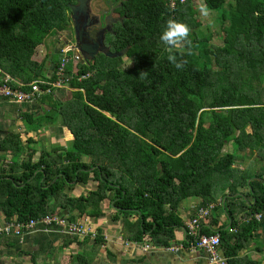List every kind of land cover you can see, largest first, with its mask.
Here are the masks:
<instances>
[{
  "label": "trees",
  "instance_id": "obj_1",
  "mask_svg": "<svg viewBox=\"0 0 264 264\" xmlns=\"http://www.w3.org/2000/svg\"><path fill=\"white\" fill-rule=\"evenodd\" d=\"M119 1L124 22L107 41L114 52L128 53L82 61L76 68L69 64L63 77L70 79L71 97L62 101L53 89L41 99L51 109L32 117L34 125L40 129L62 120L73 138L71 148L56 147L36 159L37 150L19 137L12 145L11 138L5 140L2 150L17 158L10 166L13 174L0 173V215L5 222L56 214L77 222L84 215L103 217L102 205L110 201L113 220L123 216L125 239L168 248L178 244L175 233L184 227L180 204L199 198L205 208L222 206L233 220L230 230L207 228L202 234H219L228 264H234L232 257L258 226L256 215L264 214V173L254 180L249 166L235 167L248 155L257 156L253 165L264 170V102H245L242 96L245 89L264 88V0H205L207 11L219 14L221 46L211 44L213 33L200 35L192 0L174 11L163 0ZM75 2L0 0V69L25 85L46 81L51 85L42 88L52 87L62 55L51 56L50 75L49 61L33 58L49 36L73 29L68 5ZM169 19L189 26L190 44H162ZM125 58L132 62L127 71ZM260 95L264 100V92ZM92 181L97 187L85 196L66 192ZM240 187L250 189L253 202L236 196ZM215 219L212 214L205 221L213 226ZM192 242L188 237L185 247ZM102 243L97 237L93 246ZM91 252L72 253L67 264H92ZM32 264L38 261L33 258ZM241 264L259 263L243 258Z\"/></svg>",
  "mask_w": 264,
  "mask_h": 264
},
{
  "label": "crops",
  "instance_id": "obj_2",
  "mask_svg": "<svg viewBox=\"0 0 264 264\" xmlns=\"http://www.w3.org/2000/svg\"><path fill=\"white\" fill-rule=\"evenodd\" d=\"M192 4L197 11L196 19L202 23L201 30L203 28L206 30L207 25L214 27V22L215 20L217 21V18H213L210 23H204V17H213L212 12L210 11H207V15H204L200 11L202 6L204 8L206 6L205 0H192ZM218 26L215 27L217 28V31H220L218 30ZM57 51L58 49L55 50V55H58ZM48 54L49 53L45 51V53L40 55L39 59H36L35 53L33 59L38 63L47 60L49 61L51 57ZM52 64L53 63L49 61L48 75L54 72V65ZM5 76H7V74L0 69V84ZM16 82L21 83L20 81ZM65 90L69 91L66 88L62 89V92L57 91V96L61 98L60 95L64 93ZM71 91H73V89ZM44 96L46 95H43L34 102L24 104L0 99V173L5 171L4 173L6 174H13V172H9L10 166L13 165L17 158L11 150L7 152L2 150L3 144L7 142L5 141L6 139L11 138L8 140V144L12 145L14 143L13 137H19L25 146H30L37 150V153L34 156L36 159L41 156L42 152H51L52 149L58 147V144H60L58 148L66 149V147H62V144L65 141L69 142V139L72 136L66 127L61 128L64 126L62 120H59L52 126L44 125L40 129L39 126L34 125L33 123L32 117L40 116L41 118L46 111L51 109L49 101H41ZM50 144H54L52 148L50 147ZM29 153L24 154L22 158L25 160L28 159L30 155ZM256 157L257 156L247 157L249 159V172L250 175L253 176L251 179L254 180L258 179L256 176L257 174L260 172L264 173L262 167L259 165H253L255 163L254 161L257 160ZM249 163L252 164L249 165ZM246 166L247 164L242 163L241 160L237 162L235 167L244 169ZM15 173H18V170ZM251 179L248 183L251 182ZM262 180L264 181V174L262 175ZM238 190L239 193L236 196H241L242 194L243 198L249 201V203L253 202V193L249 188H243L241 190L240 187ZM110 206V201L104 202L102 205L104 216L101 218H95L92 221L93 228L96 229L98 237L102 238L104 241V244H99L96 249L93 246L95 242L90 241L88 244L89 247H86V241L79 239L67 247L66 245L68 241L72 238L64 236L57 231L51 234H46L41 231L28 232L20 238L0 237V264H32L33 258L38 261V264H67V258L69 256L71 257L72 252L73 254H83L87 248H89V252L92 251L90 258L94 257L92 258V264H210L209 255L204 250L192 249V243L186 247L184 244L185 240L188 238L186 229L187 223L194 219L202 208H205L202 199L190 198L182 202L179 206L178 214L184 225V227L179 228L175 233L176 242L178 243L175 246L183 245L184 247L179 254L171 253L163 248H158L156 251L152 252H144L142 248V245L145 244L144 242H134L136 244L135 246H127L129 242L133 241H129L123 236V216L118 217V220H113L109 214L111 213ZM214 211L211 215L213 214L216 217V224L211 226L209 221H202L200 225L201 234L206 231L207 228L213 232H220L221 230L227 231L232 228L233 220L228 214H226V211L222 206H218ZM4 218V215L1 214L0 224L5 222ZM130 218L133 223H136L138 217L133 215ZM237 220L238 222L241 221V214L236 217V221ZM189 241L191 242V240ZM231 245L236 247L234 241L231 242ZM90 247L92 249H90ZM74 250L76 251L74 252ZM220 251L224 257L230 260L225 255L224 248L220 247ZM232 258V261H235L234 264H241V259L243 258H249L255 263L264 264V219L258 222L257 228L253 230L252 236L245 247L242 250L240 249L238 254Z\"/></svg>",
  "mask_w": 264,
  "mask_h": 264
},
{
  "label": "built area",
  "instance_id": "obj_3",
  "mask_svg": "<svg viewBox=\"0 0 264 264\" xmlns=\"http://www.w3.org/2000/svg\"><path fill=\"white\" fill-rule=\"evenodd\" d=\"M168 2L171 10H175L178 5L184 4L187 0H165ZM75 45L65 47L62 54V62L57 71L58 80L52 84L50 88H42V85L51 84L45 81H36L33 84L25 85L22 83H17L10 76H5L0 84V99H6L13 103L24 104L36 101L43 95L52 94L53 89H68L72 88L69 85V79H63L64 72L69 64L73 67H77L81 62L82 58L80 54L76 53L74 50ZM77 71H74V75ZM85 78V77H83ZM74 79V77L72 78ZM79 79V78H78ZM71 88V89H70ZM216 208V205H210L207 208H202L197 216L187 223L186 229L188 237L193 240L191 248L204 250L209 255L210 264H228V259L220 251L221 237L219 234L213 236H207L201 234L200 225L202 221H205L211 216L212 211ZM264 219V214L256 215V220L262 221ZM87 224V225H86ZM44 232L46 234H51L55 231L68 237H82L90 236L93 240H96L98 233L96 229L93 228V224L83 222H71L67 218H61L57 216H46L40 219H32L29 222L20 223L14 220L13 222H4L0 224V237H14L20 238L25 233L30 232ZM134 242H129L127 246H135ZM144 252H152L158 249L153 244L145 243L142 245ZM183 245L181 246H170L168 248H163L164 250L170 251L174 254H179L183 250Z\"/></svg>",
  "mask_w": 264,
  "mask_h": 264
},
{
  "label": "rangeland",
  "instance_id": "obj_4",
  "mask_svg": "<svg viewBox=\"0 0 264 264\" xmlns=\"http://www.w3.org/2000/svg\"><path fill=\"white\" fill-rule=\"evenodd\" d=\"M163 1H165V0H163ZM167 2V1H166ZM227 2H229V0H227ZM212 18L210 17V18H206V17H204L205 19H203L204 20V23H210L211 22V20L214 18V19H216L218 16H219V14L218 13H216V12H212ZM219 25V21H216L215 20V22H214V27H211V26H209V25H207V29L205 30V28H203L200 32H201V34L200 35H202L204 38H206V37H209V36H211V34L213 33L214 34V37L213 36H211L210 37V39H211V44H213V45H219V46H221L222 45V38L220 37L221 35L223 36V33H218L217 32V28L215 27V26H218ZM71 32H73L72 30H71ZM72 35L70 34V32H68V31H63V32H58L57 34H55V35H52V36H49L46 40H45V42H44V44L43 45H41L39 48H37V51H35V53H36V56H35V58L36 59H39L40 58V55L41 54H43V53H45V51L46 52H48L49 54V56L51 57L53 54H55V50L56 49H58V51H57V53H60L61 54V52H62V50L65 48V47H67V46H71V45H75L74 46V50H75V52L76 53H78V54H80V56H81V58H82V60H81V62L80 63H82V61H85L84 59H83V57H82V55H81V53L79 52V50L77 49V43L75 42V40L74 39H72ZM44 46V47H43ZM62 55V54H61ZM93 62V61H92ZM79 63V64H80ZM53 65V64H52ZM54 67V66H53ZM132 67V62L130 61V60H127L126 58H125V62H124V65L122 66V70H124V71H127L128 69H130ZM217 70H220L219 68L217 69ZM221 71V70H220ZM63 79H65L64 77H63ZM70 80V79H69ZM257 82V81H256ZM226 83V82H225ZM262 84H263V86H264V80H263V82H262ZM225 85V84H224ZM71 89V88H70ZM261 90H259V89H253L252 91H250V92H248L249 91V89H245L246 90V92H242V96H243V100L245 101V102H248V101H250V99H252V100H255V101H263L264 102V100L261 98V99H259L260 98V92L262 91V92H264V88H260ZM58 90V89H57ZM72 90V89H71ZM71 90H69V91H67V90H65V92L64 93H62L61 95H60V99L62 100V101H65L66 99H68V98H70L71 97V95H72V92L74 91H71ZM58 91H60V92H62L61 90H58ZM61 128H64V126H62ZM69 134V133H68ZM70 141L68 142V141H65L63 144H62V147H66V148H71L72 147V140H73V138L71 137L70 139H69ZM53 145L54 144H50V147L52 148L53 147ZM56 146V145H55ZM60 146V144H58V147ZM48 148H50L49 146H47ZM247 157H248V155H247ZM247 157H245V156H243L242 157V163H246L247 164V166H248V158ZM87 160V159H86ZM255 162V161H254ZM253 163V162H252ZM252 163H249V165L250 164H252ZM258 165H260V164H258ZM97 187V182H90L87 186H81V185H77V186H75L74 188H73V190H68L67 189V193H69V196H72V197H74V198H79L80 196H85V195H87V194H89L91 191H94L95 190V188ZM222 204V203H221ZM112 208V206H110V209ZM215 210V209H214ZM213 210V211H214ZM109 211V210H108ZM107 211V212H108ZM111 211V213H109L110 215H111V217H113V211L112 210H110ZM212 211V212H213ZM113 212V213H112ZM55 216H57V217H61V218H67L68 219V217H62L61 215H59V214H56ZM93 219H95V218H92V217H90V216H88V215H84V216H82V217H80L79 218V223H83L84 221L85 222H87V223H91L92 221H93ZM87 225V224H86ZM74 238V237H73ZM87 239H89V242L91 241V242H95V240H93L90 236H87V235H85V236H82V237H79V240H87ZM76 250H74V252H75ZM73 253V252H72ZM71 253V254H72Z\"/></svg>",
  "mask_w": 264,
  "mask_h": 264
},
{
  "label": "flooded vegetation",
  "instance_id": "obj_5",
  "mask_svg": "<svg viewBox=\"0 0 264 264\" xmlns=\"http://www.w3.org/2000/svg\"><path fill=\"white\" fill-rule=\"evenodd\" d=\"M166 3L168 4V2ZM78 5H79V0H76L74 4L68 5L70 9L69 15L71 17V23L73 27L72 29L73 32H71V30H69L68 32H70V34L73 36L72 39L74 40H75V32H74V24L72 18L73 11L71 9V6H78ZM121 8H122V3L119 0H90V2L87 5L89 19L83 25L84 30L82 32L81 43L85 46H92L99 48V41L102 37L101 33H105V47H107L111 51V53L118 54L126 50L129 51V49H126V50H122V51L120 50L118 52H114L113 49L108 45V41H107L108 35L114 34V28L119 24H123L124 22V17H122L120 13ZM108 25L112 29V32H110V30L107 29ZM102 56H106V55L102 52H99L97 55H95L94 60L97 58H101Z\"/></svg>",
  "mask_w": 264,
  "mask_h": 264
},
{
  "label": "water",
  "instance_id": "obj_6",
  "mask_svg": "<svg viewBox=\"0 0 264 264\" xmlns=\"http://www.w3.org/2000/svg\"><path fill=\"white\" fill-rule=\"evenodd\" d=\"M90 2V0H79L78 6H71V9L73 11V24H74V32H75V42L77 43V49L83 56V59L87 62H92L94 60L95 55H97L99 52L104 53L107 57L113 59V58H121L127 54V50L120 52L118 54H113L111 51L105 47V33H101L102 37L99 41V48L92 47V46H85L81 43L82 38V32L84 30L83 25L88 21V11H87V5ZM107 29L112 32V29L107 26Z\"/></svg>",
  "mask_w": 264,
  "mask_h": 264
},
{
  "label": "clouds",
  "instance_id": "obj_7",
  "mask_svg": "<svg viewBox=\"0 0 264 264\" xmlns=\"http://www.w3.org/2000/svg\"><path fill=\"white\" fill-rule=\"evenodd\" d=\"M200 11L204 15L208 14L207 9L204 8L203 6L200 8ZM189 34H190V28L187 24H184L177 20L169 19L164 30L162 31L160 35V41L165 47L175 46L181 42L190 44V41L187 39L189 37ZM169 60L175 63V66L177 68L182 67L181 63H176V57L170 56Z\"/></svg>",
  "mask_w": 264,
  "mask_h": 264
}]
</instances>
